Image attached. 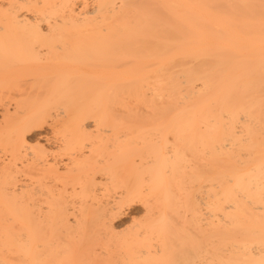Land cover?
Returning <instances> with one entry per match:
<instances>
[{"label": "bare ground", "instance_id": "6f19581e", "mask_svg": "<svg viewBox=\"0 0 264 264\" xmlns=\"http://www.w3.org/2000/svg\"><path fill=\"white\" fill-rule=\"evenodd\" d=\"M0 114V264H264V0H0Z\"/></svg>", "mask_w": 264, "mask_h": 264}, {"label": "rangeland", "instance_id": "374dc122", "mask_svg": "<svg viewBox=\"0 0 264 264\" xmlns=\"http://www.w3.org/2000/svg\"><path fill=\"white\" fill-rule=\"evenodd\" d=\"M0 117H1V114H0ZM1 120V119H0ZM47 128H45L46 129V131H44L45 129H39V130H37L36 131V133H38V134H36L35 133V131L34 132H32V134L30 133V135H28V137L29 138H32L31 140H33V143H36V141H37V139H39L40 138V140H44L45 139V137L46 136H40L39 135V133H43L44 132V134L46 135L47 133H50L51 132V129L48 127V126H46ZM43 131V132H42ZM50 131V132H49ZM46 132V133H45ZM37 135V136H36ZM41 135H43V134H41ZM39 136V137H38ZM42 138V139H41ZM135 211V210H134ZM141 211V208H140V206H138V209H136V211L135 212H133V211H129V213L126 215V216H123L122 218H121V220L119 219L117 222H121V223H126V224H124L123 226H121V227H124L125 225H127V223L129 224V222H130V219H131V217H133V216H135V217H141L143 214H142V212H140ZM139 212V213H138ZM137 214V215H136ZM128 219H129V221H128ZM123 221V222H122Z\"/></svg>", "mask_w": 264, "mask_h": 264}]
</instances>
